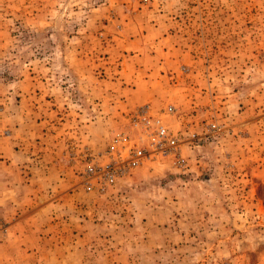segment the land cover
Here are the masks:
<instances>
[{"label": "rangeland", "instance_id": "374dc122", "mask_svg": "<svg viewBox=\"0 0 264 264\" xmlns=\"http://www.w3.org/2000/svg\"><path fill=\"white\" fill-rule=\"evenodd\" d=\"M0 264H264V0H0Z\"/></svg>", "mask_w": 264, "mask_h": 264}, {"label": "built area", "instance_id": "2783aa9c", "mask_svg": "<svg viewBox=\"0 0 264 264\" xmlns=\"http://www.w3.org/2000/svg\"><path fill=\"white\" fill-rule=\"evenodd\" d=\"M151 125L154 127V130L157 134L164 136L165 135V129L164 127L159 123L158 120H155L151 123Z\"/></svg>", "mask_w": 264, "mask_h": 264}]
</instances>
